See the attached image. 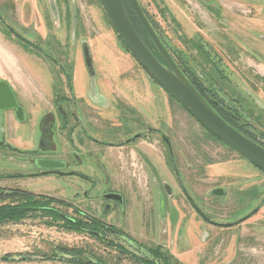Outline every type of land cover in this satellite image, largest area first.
Listing matches in <instances>:
<instances>
[{"label": "rangeland", "instance_id": "rangeland-1", "mask_svg": "<svg viewBox=\"0 0 264 264\" xmlns=\"http://www.w3.org/2000/svg\"><path fill=\"white\" fill-rule=\"evenodd\" d=\"M138 1L169 52L177 53L184 65L178 63V66L184 73L188 68L202 77L203 65H209L202 49L208 47L212 52L213 48L218 51L220 48L219 56L227 62L226 65L221 64L225 69L221 68L220 71H224L226 76L229 75L230 81L235 82L232 62L235 60V65L240 68L242 76L238 77V80H245L247 83H244L245 89L251 91L250 88H253L254 92L256 91L255 97H260V104L258 103L260 109L253 119L257 126L262 128L261 134L264 137V110L261 108L264 106V0ZM0 24H3L8 35L13 34L17 38L12 42L8 40L10 39L8 36L0 37V47L2 43L11 52L14 50L21 52L31 66L27 69V79L25 78L29 92L28 100L24 101L21 97L20 100L17 97L25 110V123L11 119L8 114L4 123L0 112V133H5L6 137L9 134L8 140L11 144L21 149H35L40 145L41 128L44 127L46 116L49 114L58 116L53 92L58 91L61 95L68 92L64 74H69L74 82L75 93L78 96L75 102L77 113L90 135L111 142L117 141L128 132L130 123L121 111L118 113L120 115H115L116 117L110 114L103 116L110 119L102 122V125H107L102 130L93 128L89 117L86 119L82 112L86 104L96 106L97 99H104L102 92L108 94L113 89L112 86H122L120 81L115 79L118 78V74L119 79L130 80V75L125 73L127 69L125 71L121 69V59L118 57L124 56L122 59L130 60L131 54L107 19L99 0H0ZM231 34H236L243 45L239 49L232 48L231 58H227L223 47L235 44L232 42ZM150 42L151 47L157 51L153 42L151 40ZM255 44L262 55L257 51H254L255 53L247 51L246 48L250 49V45L256 47ZM202 45L205 47H201ZM1 48L5 52L3 47ZM86 51L89 53L91 67L86 62ZM135 66L136 69L130 67V70L132 72L136 70L142 75L140 72L144 71L139 64ZM7 68L9 67H4ZM139 80L140 78L135 79V82L132 80L133 83L130 82L129 90L125 93L129 94L130 90L133 92L129 94L130 96L135 92L140 93L144 95L141 99L145 96L152 98L154 101L151 104L161 108L159 109L161 115L154 124L161 125L163 131H167V134L175 138L179 154L178 165L185 175L189 193L211 220L222 224L213 227L203 222L188 201L179 194V209L186 216L184 224L181 228H176L173 236L169 238H165V235L160 237L156 233V226L159 227V224L155 220L154 228L152 223L153 217L149 207L153 202L151 184L146 176L147 174L155 176L153 181L155 186L159 183L172 185L173 172L167 155L164 154V146L157 144V140L142 139L139 143V149L144 151L141 152V162L131 160L138 166H131L126 162L122 164L120 162L122 159H117L116 152L126 159L131 157V154L127 155L121 149L110 152L116 160L115 163L123 167V171L128 169V172L133 173L135 169L136 173L140 172V180L130 176L132 180L134 179L136 192L144 204L142 218L144 226L135 218L137 216L134 217L136 224L141 223L137 225L138 230L142 232L141 227H144V236L140 235V239L146 246H153L154 240L158 244L166 242L172 250L171 252L169 249L170 254L176 255L181 264H264V173L210 135L147 74L146 79L140 82ZM228 87L232 89L231 86ZM240 89L244 91V88ZM239 97L242 99V95ZM109 99L111 107L121 109L115 97L110 95ZM141 102L147 104L145 99ZM242 103L244 106L247 105L244 100ZM106 104L108 103H100ZM62 106L65 110L70 109L66 102ZM79 137L81 141H86V144L82 143L83 147L90 150L93 156L101 157L106 154L107 146L101 147L91 143L82 133ZM51 139L56 148L50 154L69 162V156L74 154V148L66 142L61 144L56 134ZM13 157L10 151L0 149V173L13 172L16 169L10 163V158ZM76 170L88 172V167H76ZM132 180L130 185L133 183ZM119 181L123 187L129 183L127 179L119 178ZM0 186L8 190L24 189L36 194L49 195V198L63 202L67 200L91 215H100L90 201L78 197L86 184L73 176L7 179L0 182ZM217 187L224 188L228 195L221 198L212 195L211 192ZM197 196L208 204L206 209ZM29 198L20 196L9 199L0 196V205L26 203ZM61 205L63 204H51L61 209L64 215L75 217L71 210H64ZM256 208L259 211L251 216ZM115 217L112 220L114 224L130 227L129 220L132 215L129 216L131 217L129 220L124 219L121 214ZM50 222L54 224L50 225ZM64 248L79 249L88 255L92 254L95 263L137 262L124 258L123 253L116 247L108 249L105 241H99L87 232L65 229L63 221H54L45 213L21 214L13 221L0 224V264L22 261H30L33 264H64L58 260H49L53 256L65 260L66 257H60Z\"/></svg>", "mask_w": 264, "mask_h": 264}, {"label": "flooded vegetation", "instance_id": "flooded-vegetation-1", "mask_svg": "<svg viewBox=\"0 0 264 264\" xmlns=\"http://www.w3.org/2000/svg\"><path fill=\"white\" fill-rule=\"evenodd\" d=\"M155 32L162 44L165 46L156 29ZM231 35L232 42L235 44H230L229 47H226L227 45L223 47L224 54L227 56V58H231L230 50H232V48L239 49L240 47L242 48L241 45H243L241 39L238 38L236 34ZM253 38L254 40L256 39V37ZM216 46L219 47L218 45H215V47ZM201 47L205 46L202 45ZM251 47L254 46L250 45V49L246 48L248 52H250L249 50H251V52L257 51L261 54V51L259 50V47L257 45L252 49ZM165 48L167 49L166 46ZM209 49L210 48L208 47L207 49H202L203 56L206 59V62L209 63V65H203L202 67L204 68L203 76H197L187 68L185 69L187 78L191 81V83L195 84V87L196 89H198L199 93L202 94L205 100L215 111L219 112V114L229 125L237 129L252 141L264 147V137L261 134L262 128H259L257 126L258 124L253 119L258 114L257 111L260 109L258 107V105L260 104V97H255L256 91L254 92L253 88H250L251 91H247V89H245V80H238V77L242 78V76L240 75V68L235 65V60L232 61L234 67L229 61L230 69H232L233 67L235 80V82H231L229 75L226 76V73L224 71H220L221 68L225 69V67L221 64L224 63L226 65L227 63L223 60L222 56H219V54L221 53L220 48L219 51L213 48L212 52H210ZM170 54L177 65L178 63L183 65L182 61L177 56V53L171 52ZM236 72L237 76H235ZM64 79L66 81L68 92H66L67 94L65 93V95H61V93H58V91H56L54 104L56 105L58 116L56 117L51 114L46 116L45 121L43 122L44 127L41 128L40 145L38 147L36 146L35 149H21L19 147H15L9 142L10 140H8L9 134L6 137L5 133H0V149L8 150L14 155L13 158H10V163L16 168L13 172L0 173V182L7 179L26 180L40 176H73L75 178H78L86 184V187L83 188V192L81 194H78V197H83L86 200L90 201L91 204L94 205L95 209L99 211L100 215H91L88 212L82 210L75 203L64 200V204L60 207H64V210L69 209L72 211V213H74L73 215L75 217L82 218L78 219L75 217L67 216L66 214L64 215L63 211L58 208L59 212L61 213V217L64 220L72 221L73 224H76V226L83 225L82 223L84 222L87 226L90 225V229H88V231L90 232L89 234L93 236L97 235L100 239H102V241H105L107 245H112L110 248L116 247L123 253L124 258L135 260L137 261L136 264H150L149 260L154 261L155 264H159L158 259L161 258L164 254L172 256L175 260H178L176 258V255L172 253L170 254V251L172 252V250L170 249V245L166 244V242L164 244H158L154 240L153 246H146L140 239V235L144 236V219H142L144 217V204H142L143 199L141 200L136 192L137 186L134 184V179H131V177H133L136 180H140V172L138 171L136 173L135 169L133 173H131L130 171L128 172V169L127 171H123V167L118 166L115 163L116 160L110 154V152L113 153V150L121 149L127 155L131 154V157L126 159L121 157V154H119V152H116L117 159H122V161L119 160L122 164L126 162V164L128 165L131 164V166H138V164L131 162V160L141 162V152L144 151L139 149L140 141L142 139L148 141L157 140V144H160V146H164V154L167 155V159L171 164V169L173 172V183L172 185L159 183V186H155V183L153 184L155 176L150 174H147L146 176L151 184L150 190L153 202L149 207L150 214L153 217L152 223L153 226L156 225V223L159 224V227L156 226V233H158L160 237L161 235H165V238H169L173 236V232L176 230V228H181V225L184 224L186 216H184L183 212L179 209V194H181L183 198L188 201L193 211L200 218H202L203 222H206L213 227H219L222 225L211 220L210 216L204 213L199 205L194 202L193 197L189 193V190L186 186L187 184L184 177L185 175L178 165L179 154L176 150L177 142L175 138L167 134V131H163L161 125L159 126L154 124V122L159 119L160 115V110L158 109V111H156L157 107L155 105H153L154 112L152 110H149L145 113L140 103L137 102L136 104H129L124 99H116L121 109H114V107H111L109 103L110 100H107L105 98L97 99L95 101L96 106H94L93 104H86V106L83 107L84 110L82 109L83 115L86 117V119L89 117L90 123L95 129L102 130L106 128L107 125H102V122L105 121V119L107 121V119L110 118L103 116L110 114L116 117L115 115L120 111L125 114V119H127L130 123V129L117 141L108 142L107 140L93 137L89 134V132H87L86 128L81 122V118L77 113V105L75 104V102L76 99L78 100V96L75 93L74 82L69 74H64ZM222 81L224 83H222ZM228 86L232 87V93ZM241 87L244 88V91L240 89ZM260 90H262L261 87ZM239 95H242V99L239 97ZM66 96H68V98ZM168 96L170 95L168 94ZM242 100L247 103L246 106H248L249 108L244 106ZM64 102L68 104L70 108L69 110H65L62 106ZM101 102H107L108 104L100 105ZM97 107H99L100 109H97ZM261 108L264 110V106H262ZM1 113L4 123H6V114H8L9 117H12L11 119H14L17 122L25 123V117L23 121H20L16 117L14 111H4ZM112 119L113 117L111 118V121ZM150 119L152 120L150 121ZM80 133L86 136V138L89 139L91 143L97 146H107L108 150L105 152L106 154L101 157L93 156L90 150L86 149V147H83V144H86V141L80 140ZM55 134L59 136L61 144L62 142H66L74 148V154H71L69 156V162L64 160L63 158H59L56 155L54 156L53 154H50L52 151H55L54 148H56L53 139H51L53 138V136H55ZM228 148L231 149L230 147ZM39 160H53L55 164L57 163L56 165L58 166V169L48 170L40 168L37 163ZM81 166H87L88 172H80L76 170V167ZM119 178L129 180L127 186L123 187V185L119 181ZM114 180L116 183L114 182ZM131 180L133 181V183L130 185ZM222 189L224 190V195L222 197H226L228 193H226L224 188ZM251 190L252 188L249 189V191ZM7 191H12L14 193L23 191L29 194L36 195V199L34 200V202L40 203V205H33L31 208L36 210H34L31 214L48 213L49 207L45 197L49 195L36 194L24 189L8 190L7 188H3L0 186V196H5L7 194ZM107 195H112L113 197L105 198V196ZM162 195L164 198H162ZM197 199L201 200L203 208L206 209L208 204L205 203V200L199 198L198 196ZM15 204H18V202H15ZM257 211H259V209L256 208L251 216L256 214ZM119 214H121L124 219L127 218L128 220L131 218L129 216L132 215L131 220H129L130 227L113 223V217L116 218L115 216ZM86 216H89V218H87ZM103 216L109 218V220H107L106 218L104 219ZM66 217H68L69 219ZM134 217L138 218L139 221L143 223V226L141 227L142 232L138 230L139 226H137L141 223L137 222L136 224V222L134 221ZM93 228H99V230ZM148 239L151 240L152 238Z\"/></svg>", "mask_w": 264, "mask_h": 264}, {"label": "water", "instance_id": "water-1", "mask_svg": "<svg viewBox=\"0 0 264 264\" xmlns=\"http://www.w3.org/2000/svg\"><path fill=\"white\" fill-rule=\"evenodd\" d=\"M99 2L129 53L149 78L180 104L210 135L264 172V147L229 125L209 105L162 44L139 1L129 0L163 62L135 31L122 0H99ZM86 62L91 67L88 51H86ZM0 111H14L20 121L24 119V108L19 104L12 86L5 80H0ZM37 163L43 169H58L57 163L55 164L53 160H39ZM211 193L222 197L224 190L216 188ZM111 197L113 196H105V198Z\"/></svg>", "mask_w": 264, "mask_h": 264}, {"label": "trees", "instance_id": "trees-1", "mask_svg": "<svg viewBox=\"0 0 264 264\" xmlns=\"http://www.w3.org/2000/svg\"><path fill=\"white\" fill-rule=\"evenodd\" d=\"M123 4L125 6V9L127 11L128 17L135 29V31L137 32V34L141 37V39L147 44V46L150 48V50L155 54V56L161 60L163 62V59L160 57V55L157 53V51L155 50V48L153 49L151 47V42L150 39L145 31V29L143 28L138 16L136 15L135 11L133 10L132 5L130 4L129 0H122ZM145 12V11H144ZM146 14V12H145ZM147 16V14H146ZM148 20L151 22L154 30V24L152 23V21L149 19V17L147 16ZM108 19V17H107ZM110 21V20H109ZM111 23V22H110ZM120 37V36H119ZM121 38V37H120ZM122 40V39H121ZM123 41V40H122ZM124 43V42H123ZM125 45V44H124ZM126 47V45H125ZM127 49V48H126ZM127 51L129 52V50L127 49ZM184 73V71H183ZM186 75V73H184ZM187 76V75H186ZM195 87V84L192 83ZM196 88V87H195ZM198 90V89H197ZM201 94V93H200ZM202 95V94H201ZM211 106V105H210ZM217 112V111H216ZM219 114V112H217ZM220 115V114H219ZM221 116V115H220ZM222 117V116H221ZM223 118V117H222ZM20 197V196H27L30 197L26 203H21V204H4V205H0V224L5 223V222H9V221H13V219L18 218V215L21 214H29L32 213L34 210L36 209H32L31 207L34 206H38L40 205V203H36L34 202V200L36 199V195L33 194H29L27 192H23V191H18V192H12V191H7V194L4 196L6 198H13V197ZM45 199L48 202V216L53 219L54 221L56 220H61L64 222V228L69 230V231H77V232H87L90 233L88 231V229H90V225L87 226L86 223H82L83 225L80 226H76V224H73L72 221H66L61 217V213L59 212L58 208L55 206H51V204L56 203V204H64L63 201L55 199V198H49V196H46ZM87 218H89V216H86ZM53 222H50V225H52ZM54 224V223H53ZM96 230H99V228H93ZM93 236V235H92ZM94 238H96L99 241H102V239H100L97 235L93 236ZM112 245H107L108 249L111 247ZM60 257H66V259L64 260V258H59L58 256H53V258H50L49 260H58L61 262H64V264H101V263H95L92 254L88 255L87 253H84L83 250H79V249H72V248H64L62 249V254H60ZM64 255V256H63ZM159 264H181L180 261L175 260L172 256H168L167 254H164L161 258L158 259ZM150 264H155L154 261L149 260Z\"/></svg>", "mask_w": 264, "mask_h": 264}, {"label": "crops", "instance_id": "crops-1", "mask_svg": "<svg viewBox=\"0 0 264 264\" xmlns=\"http://www.w3.org/2000/svg\"><path fill=\"white\" fill-rule=\"evenodd\" d=\"M4 30H5V28H4L3 24H0V37L8 36L10 38L8 40H11L12 42L17 40L16 36H13V34L8 35L6 33V31H4ZM1 47H3L5 52H3L1 50L2 49ZM1 47H0V80L7 81L12 86L15 94H17V97L19 99L21 97L24 101H27L29 92H28V87H27V83H26L25 78L27 79V75H26L27 69L31 68V66L29 64L30 62H28L26 60L27 59L26 56L24 54H22L21 52H18L17 50H14L11 52L7 49V47L3 46L2 43H1ZM15 49H18V48L15 47ZM123 57L122 56L118 57L119 59H121L120 65H122V67H123V68L121 67V69L123 71H125V69H127L125 71V73H126V75H130V77H129L130 80L123 81L122 79H119L120 76L118 74V78H115V79L119 80L120 84L122 86H119V85L115 86V87L112 86L113 89H111L110 93H108V94H106L105 92H102L105 96V99L110 100L109 96L111 95L112 97H115L116 99H124L129 104H136L137 102L140 103L142 105L145 113L149 110L153 111V105L151 104V102L154 101V99L147 98V96H145V98L141 99V96L144 97V95H141L140 93H136V92L134 93V95L130 96L129 95L130 93L133 94V92L131 90L129 91L130 92L129 94L125 93L126 90H129V85H131L130 82L133 83L132 80L135 82V79L138 80L140 78V80H139V82H140V81L146 79V74H145V72H140L143 74L139 75L136 70H134L135 72H132V70H130V67L133 69H136L135 65H137V62L131 56H129L130 60H128L126 58L122 59ZM6 60H8V61H6ZM5 66H7L9 68L4 69ZM5 70H7V71H5ZM146 81H148V79ZM53 93L55 96L56 92H53ZM144 99L146 100L147 104H143L141 102V101H144ZM20 100H19V102H21ZM97 109H100V108L97 107ZM158 109H161V108L157 107L156 111H158ZM160 115H161V113H160ZM10 264H33V262H30V261H24L23 262L22 261V262L10 263Z\"/></svg>", "mask_w": 264, "mask_h": 264}]
</instances>
